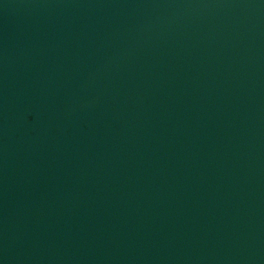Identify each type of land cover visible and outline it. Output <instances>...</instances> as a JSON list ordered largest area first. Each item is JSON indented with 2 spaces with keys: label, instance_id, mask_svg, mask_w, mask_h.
<instances>
[{
  "label": "water",
  "instance_id": "95a60500",
  "mask_svg": "<svg viewBox=\"0 0 264 264\" xmlns=\"http://www.w3.org/2000/svg\"><path fill=\"white\" fill-rule=\"evenodd\" d=\"M0 264H264V0H0Z\"/></svg>",
  "mask_w": 264,
  "mask_h": 264
}]
</instances>
